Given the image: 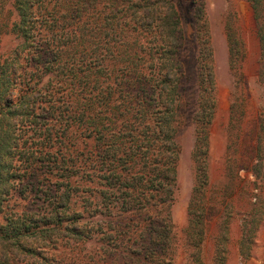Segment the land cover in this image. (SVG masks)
Wrapping results in <instances>:
<instances>
[{"label": "trees", "instance_id": "1", "mask_svg": "<svg viewBox=\"0 0 264 264\" xmlns=\"http://www.w3.org/2000/svg\"><path fill=\"white\" fill-rule=\"evenodd\" d=\"M252 2L262 25L264 0ZM209 23L204 13L194 21L192 264L210 204L217 112ZM7 35L19 43L0 54V264H174L183 250L172 208L187 39L175 2L0 0V39ZM228 35L232 65L241 46Z\"/></svg>", "mask_w": 264, "mask_h": 264}, {"label": "rangeland", "instance_id": "2", "mask_svg": "<svg viewBox=\"0 0 264 264\" xmlns=\"http://www.w3.org/2000/svg\"><path fill=\"white\" fill-rule=\"evenodd\" d=\"M173 1L187 37L180 55L186 107L177 135L178 189L172 208L183 250L176 253L174 264H192L186 245L197 237L194 233L187 241L186 229L197 162L193 118L199 89L194 21L202 13L208 16L212 34L217 112L209 128L210 204L200 264H264V47L260 37L264 20L262 25L258 23L252 0H196L195 4L192 0ZM229 31L240 39L241 46L240 57L232 65ZM18 43L13 35L2 36L0 54Z\"/></svg>", "mask_w": 264, "mask_h": 264}]
</instances>
